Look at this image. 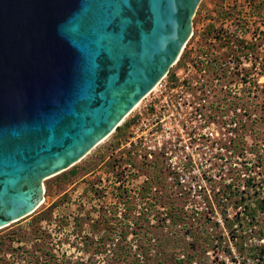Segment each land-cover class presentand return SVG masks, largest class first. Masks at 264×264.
Masks as SVG:
<instances>
[{
	"label": "rangeland",
	"instance_id": "374dc122",
	"mask_svg": "<svg viewBox=\"0 0 264 264\" xmlns=\"http://www.w3.org/2000/svg\"><path fill=\"white\" fill-rule=\"evenodd\" d=\"M242 1L201 0L193 20L194 33L182 53L189 54L194 42H226L230 49L231 42L236 45L243 40L251 47L247 52L252 55V65L243 71L245 93L228 96L231 104H242L244 112L237 116L240 123L234 128H218L217 147L205 162L198 163V172L187 174L181 181L159 155L148 158L128 150L123 145L127 133L116 138L114 130L74 164L81 168L74 182L60 190L54 181L59 173L42 181L44 199L33 215L39 213L45 219L33 221L27 215L0 228V238L14 230L19 232L14 237L21 239H7V246L0 248V264H124L112 260L113 246L97 252L94 244L109 234L111 222L116 220L109 216L112 203L119 201L113 194V187L119 184L112 174L113 159L120 162L116 169L124 172L123 183L131 189L127 202L133 205L129 222L121 223L127 236L118 239L129 250L126 264H144L143 260L150 264L154 259L171 264L175 256L169 246H164V238L169 237L168 244L171 240L181 244L175 250L180 253L176 257L182 259L179 264H185L188 255L191 264H264V252L259 248L264 245V217L259 214L255 225L248 227L241 213L243 206L235 208L232 204L243 195L244 203L253 205L254 190L258 196L264 195V0H253L256 9L246 11ZM175 71L182 73L181 68ZM228 79L231 83L239 81L235 75ZM128 119L126 116L120 125ZM155 165L163 171L156 185L158 193L153 190L140 199L137 190L157 171ZM229 188L236 192L231 202L226 200ZM119 206L118 218L123 219L125 206ZM168 211L180 214L178 224L170 223ZM236 211H241L239 219L233 221ZM224 213L232 224L223 220Z\"/></svg>",
	"mask_w": 264,
	"mask_h": 264
},
{
	"label": "water",
	"instance_id": "95a60500",
	"mask_svg": "<svg viewBox=\"0 0 264 264\" xmlns=\"http://www.w3.org/2000/svg\"><path fill=\"white\" fill-rule=\"evenodd\" d=\"M189 1L0 0V228L33 213L42 181L110 135L178 60Z\"/></svg>",
	"mask_w": 264,
	"mask_h": 264
},
{
	"label": "built area",
	"instance_id": "2783aa9c",
	"mask_svg": "<svg viewBox=\"0 0 264 264\" xmlns=\"http://www.w3.org/2000/svg\"><path fill=\"white\" fill-rule=\"evenodd\" d=\"M228 46L226 42H194L178 66L184 48L127 115L131 122L123 145L148 158L159 155L181 181L198 172V163L205 162L217 147L218 128L236 127L237 116L244 112L242 104H231L228 96L245 93L243 71L252 65V55L240 43ZM173 67L182 73L170 71ZM231 75L239 81L231 83Z\"/></svg>",
	"mask_w": 264,
	"mask_h": 264
},
{
	"label": "trees",
	"instance_id": "16d2710c",
	"mask_svg": "<svg viewBox=\"0 0 264 264\" xmlns=\"http://www.w3.org/2000/svg\"><path fill=\"white\" fill-rule=\"evenodd\" d=\"M226 15V13H225ZM186 52V51H184ZM183 52V53H184ZM186 54L181 55L177 65L180 66L183 63V60L185 58ZM171 71V70H170ZM130 120L128 119L127 121H125L122 125H119L118 127H116L115 131H114V136L116 138L121 137L123 135H125L127 133L128 127L130 125ZM118 143V142H117ZM112 174L114 173V177L116 179V181H119V184L116 187H113L114 190V195L118 197L117 201L118 203H112V211H110V215L112 216V220L116 218L115 221L111 222L110 225V230H109V234H107V236H102L100 237V241L99 242H95V249H98L97 252H103L104 250H110L108 249V246L112 247L114 249V253H113V259H118L120 261H123L124 264H126V260L129 256V250L126 249V247L122 244H120L118 242V239L120 238L121 241L125 240L126 236H127V229H125V227H123V225H121V223H124V225H127L128 221V217L130 215L131 210L133 209V205H128L129 203L127 202L128 199H130V191L131 189H128L125 184L123 183V171L120 170L118 171L117 166H119L120 162H116V159L112 160ZM135 164V163H133ZM159 165V164H158ZM158 165H155L158 167ZM263 166H264V160H263ZM159 169V170H158ZM81 168L79 167V165H73L70 169L63 171L61 173H59L58 175H56V178L54 179V181L56 182L58 188L60 190H62V187H64L65 184L70 183V182H74L77 177L81 174ZM157 171H153L150 177V180H145V184H142L141 187L138 188L137 190V196L141 199L147 198L150 193L154 191V193H158V189L156 188V185L159 184V180L162 179L163 177V171L161 170L160 167H158L156 169ZM264 175V173H263ZM48 187H50V185H47ZM135 190V189H133ZM258 191H255L252 193V197H254V204L251 205L250 203H244L245 202V197L243 195H241V197L239 199H235L233 200V207L237 208L239 206H243V211H236V216L234 215V219L238 220V214L243 213V220H246V225L249 227H252L255 225V222L259 216V214H261L264 217V195L263 196H258ZM236 196V192L234 190H232L231 188L228 189L227 193H226V200H229V202L232 201V198H234ZM119 203H122L123 206V219L118 218V213H119ZM166 215H168V218L170 220V223L172 224H178L179 219H181L180 214L179 213H175L173 211H168L165 212ZM34 213H32L29 216H32V220L33 221H41L44 218V216L42 217V214H36L33 215ZM102 216V215H101ZM222 218L225 222L227 223H231L229 217L227 216L226 213L222 214ZM109 222V220H107ZM106 223L107 228H109V223ZM120 224V225H118ZM106 229V227H105ZM263 232L262 230H259V233ZM16 233H19L18 231H11L10 233H8L7 235H4L3 237L0 238V248H5L7 246V239L8 240H21L19 237H14V235ZM25 238V237H24ZM170 238V237H169ZM169 238H164V246H169L170 250H171V254H173L175 257L173 259H171V264H179L180 262H182L181 258L176 257L178 256V254H180L178 251H175L176 249L180 248L181 244L176 241V240H171L172 244H168ZM115 239H117V243L114 241ZM150 242V241H149ZM83 243L85 245H88L89 242L88 240H84ZM93 242H91L90 245H92ZM113 244V245H112ZM149 245V244H148ZM260 250L264 252V245H260L259 246ZM8 249H10L8 247ZM7 249V250H8ZM46 255V254H45ZM112 257V254H111ZM189 257L188 259H186V263L185 264H191L192 260H190L191 256H187ZM48 260V259H47ZM168 260V259H167ZM68 262V261H67ZM112 262V261H111ZM111 262L109 261L108 264H111ZM144 264H146L145 260L142 261ZM47 264H57L56 261H53V263H47ZM67 264V263H65ZM77 264H87V263H81L78 262ZM150 264H160L158 263L157 259H154L152 263ZM162 264V262H161Z\"/></svg>",
	"mask_w": 264,
	"mask_h": 264
},
{
	"label": "flooded vegetation",
	"instance_id": "af4514ba",
	"mask_svg": "<svg viewBox=\"0 0 264 264\" xmlns=\"http://www.w3.org/2000/svg\"><path fill=\"white\" fill-rule=\"evenodd\" d=\"M201 0H199L196 4H195V1L194 0H190L184 7L181 8V14H182V19H185L187 15L191 14V31L189 32V30L187 31L188 33V39L186 40L183 48H182V51L183 49L186 47V44L188 43V41L190 40V37L193 35L194 33V27H193V23L195 20V15H196V11H197V8L199 7V4H200ZM241 7L244 8V10H248V9H256V5H255V1L253 0H243L242 1V4H241ZM244 12V11H243ZM245 16L242 15V21H241V25H244L245 24ZM247 26V25H246ZM241 47L243 49L244 52L246 51H250L251 47H249V44L248 42L246 41H241ZM181 51V53H182ZM32 184L35 186V182H32ZM27 187V185H26Z\"/></svg>",
	"mask_w": 264,
	"mask_h": 264
},
{
	"label": "bare ground",
	"instance_id": "6f19581e",
	"mask_svg": "<svg viewBox=\"0 0 264 264\" xmlns=\"http://www.w3.org/2000/svg\"><path fill=\"white\" fill-rule=\"evenodd\" d=\"M141 99H139L125 114H124V116L121 118V120L120 121H123L124 120V118L130 113V111H132L137 105H138V103H139V101H140Z\"/></svg>",
	"mask_w": 264,
	"mask_h": 264
}]
</instances>
